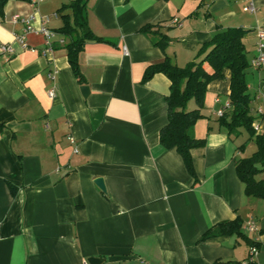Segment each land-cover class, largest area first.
Wrapping results in <instances>:
<instances>
[{
  "label": "crops",
  "instance_id": "obj_1",
  "mask_svg": "<svg viewBox=\"0 0 264 264\" xmlns=\"http://www.w3.org/2000/svg\"><path fill=\"white\" fill-rule=\"evenodd\" d=\"M71 1L43 0L35 10L30 0H8L0 12V45L13 50L0 52V264H242L252 247L253 263L264 264V198L244 196L234 168L254 151L253 139L217 121L230 72L207 85L193 128L204 140L191 150L195 183L180 155L159 143L169 80L158 73L142 82L149 66L167 57L184 67L218 30L240 29L251 113L264 134V67L251 66L264 0H251L253 13L243 0H88L86 23L99 41L78 56L83 83L59 32L58 9ZM35 11L34 25L43 19L55 32L46 55L41 35L15 38L24 26L13 16ZM62 14L72 23L70 8ZM146 25L167 36L163 48L140 32ZM237 216L241 236L199 241Z\"/></svg>",
  "mask_w": 264,
  "mask_h": 264
},
{
  "label": "trees",
  "instance_id": "obj_2",
  "mask_svg": "<svg viewBox=\"0 0 264 264\" xmlns=\"http://www.w3.org/2000/svg\"><path fill=\"white\" fill-rule=\"evenodd\" d=\"M8 0H0V12ZM128 1V0H125ZM88 0H73L68 5L58 9L64 23L59 32L69 39L64 45L67 60L79 83L84 79L80 73L78 56L87 41H99L86 23V5ZM72 12V23L62 14L65 9ZM140 32L150 38L154 46L163 48L168 41L166 35L159 33L158 27L146 25ZM240 29L218 30L210 41L201 45L196 58L184 67H178L169 58L149 66L143 75L142 82L148 81L154 74H163L170 82L167 102V123L159 131V143L165 149H174L181 157L184 167L190 177L197 181L194 171L191 150L202 147L203 139L193 135V128L202 118L201 109L207 85L224 77V70L229 76V104L231 110L218 118L220 127L232 133L243 129L253 139L254 151L244 158L234 162L236 175L243 186V194L254 199L264 198V134L257 133L253 124L255 117L251 113L252 98L245 81L246 70L249 67L242 43ZM201 57V59H199ZM193 101L195 108L188 109V103ZM242 148V147H240ZM241 219L217 223L206 230L199 241L220 236H241Z\"/></svg>",
  "mask_w": 264,
  "mask_h": 264
},
{
  "label": "built area",
  "instance_id": "obj_3",
  "mask_svg": "<svg viewBox=\"0 0 264 264\" xmlns=\"http://www.w3.org/2000/svg\"><path fill=\"white\" fill-rule=\"evenodd\" d=\"M43 0H30L31 4L34 6V9L36 10V7L39 3H41ZM244 1V9L250 13L255 12V7L252 4L251 0H243ZM36 11L34 14H32L30 17L23 18L20 16H13L12 21L13 22H21L24 26L23 28V34L16 36L15 38L23 43L24 40V35L29 34V33H34V34H39L43 37V44L45 46V49L43 50L42 54L46 55L48 52H51L53 50V43H54V38H55V32L53 30H50L46 26V21L41 19L40 20V25L36 27L34 25V22L36 21ZM256 37H257V54L256 56L251 60V66L255 68H261L264 67V27H257L256 28ZM0 52L6 55H10L13 53L12 47L10 45H0ZM124 54H126V51H124ZM49 97L54 96V91L49 90L48 93ZM230 108V104H226L225 107L221 110H218L216 112V115L218 117H221L224 113L225 110ZM257 112L264 113V110L258 109ZM253 128L256 132H258V126L254 123ZM71 140V139H70ZM72 142V140H71ZM246 228L249 231L255 230V224L252 221H248L246 223ZM256 254V248L252 247L250 250V257L245 260L242 264H254L252 256ZM82 264H88L87 261H83ZM147 264V263H144Z\"/></svg>",
  "mask_w": 264,
  "mask_h": 264
},
{
  "label": "water",
  "instance_id": "obj_4",
  "mask_svg": "<svg viewBox=\"0 0 264 264\" xmlns=\"http://www.w3.org/2000/svg\"><path fill=\"white\" fill-rule=\"evenodd\" d=\"M81 93L83 96H86L88 94V88L86 86L81 87ZM96 185L101 191H104V185L101 179H98L95 181ZM100 259L98 258H89L87 259L88 264H98Z\"/></svg>",
  "mask_w": 264,
  "mask_h": 264
},
{
  "label": "rangeland",
  "instance_id": "obj_5",
  "mask_svg": "<svg viewBox=\"0 0 264 264\" xmlns=\"http://www.w3.org/2000/svg\"><path fill=\"white\" fill-rule=\"evenodd\" d=\"M192 106H193V104H192Z\"/></svg>",
  "mask_w": 264,
  "mask_h": 264
}]
</instances>
